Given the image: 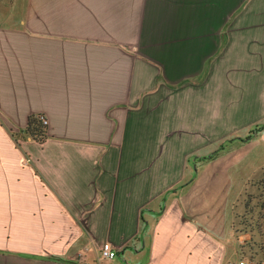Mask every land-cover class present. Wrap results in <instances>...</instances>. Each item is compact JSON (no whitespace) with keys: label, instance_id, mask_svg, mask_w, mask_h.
<instances>
[{"label":"crops","instance_id":"1","mask_svg":"<svg viewBox=\"0 0 264 264\" xmlns=\"http://www.w3.org/2000/svg\"><path fill=\"white\" fill-rule=\"evenodd\" d=\"M260 124L264 0H0V264H229Z\"/></svg>","mask_w":264,"mask_h":264},{"label":"rangeland","instance_id":"2","mask_svg":"<svg viewBox=\"0 0 264 264\" xmlns=\"http://www.w3.org/2000/svg\"><path fill=\"white\" fill-rule=\"evenodd\" d=\"M246 135L241 138L248 140ZM189 164L192 165V160ZM247 170L249 168L239 171L244 174H233L232 188L229 187L227 195L231 198L234 193L230 227L234 232L235 249L229 264H234L241 257L253 261L264 260V167L257 174L245 175Z\"/></svg>","mask_w":264,"mask_h":264},{"label":"built area","instance_id":"3","mask_svg":"<svg viewBox=\"0 0 264 264\" xmlns=\"http://www.w3.org/2000/svg\"><path fill=\"white\" fill-rule=\"evenodd\" d=\"M34 116L38 119V121L40 122L41 128H42V135L41 137H39V139L41 140L44 138V135L46 134L48 122H47L46 117L42 114H38ZM99 255L103 259H106V258L110 259L115 256V250L112 248L109 242H103L99 248ZM234 264H264V260L253 261L249 258L241 257V258H238Z\"/></svg>","mask_w":264,"mask_h":264},{"label":"trees","instance_id":"4","mask_svg":"<svg viewBox=\"0 0 264 264\" xmlns=\"http://www.w3.org/2000/svg\"><path fill=\"white\" fill-rule=\"evenodd\" d=\"M263 127H264V124L254 126L251 130H249V132L247 133L245 138L248 139L254 132L260 130ZM25 131L30 137H32L36 140L39 139V137H41L42 128H41L40 122L38 121V119L34 115L28 116ZM39 141H40V139H39ZM219 148H221V146H219Z\"/></svg>","mask_w":264,"mask_h":264}]
</instances>
